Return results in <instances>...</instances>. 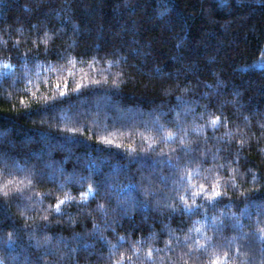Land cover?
Returning <instances> with one entry per match:
<instances>
[{
  "label": "trees",
  "instance_id": "trees-1",
  "mask_svg": "<svg viewBox=\"0 0 264 264\" xmlns=\"http://www.w3.org/2000/svg\"><path fill=\"white\" fill-rule=\"evenodd\" d=\"M262 66L264 0H0V264H264Z\"/></svg>",
  "mask_w": 264,
  "mask_h": 264
},
{
  "label": "snow or ice",
  "instance_id": "snow-or-ice-1",
  "mask_svg": "<svg viewBox=\"0 0 264 264\" xmlns=\"http://www.w3.org/2000/svg\"><path fill=\"white\" fill-rule=\"evenodd\" d=\"M5 67H8V65H5ZM262 67H264V66H262ZM219 120V117H216L213 121H212V123H213V125H215L216 123H217V121ZM241 143H242V141H241ZM19 191V190H18ZM5 195H7V193H5ZM217 195H219V193H217V192H213V196H217ZM66 199H70V197H67ZM60 203H63V201H59L56 205H55V209H56V211H59L60 209H59V205H60ZM150 251L151 250H149V255H150ZM130 259V258H129ZM115 264H120V260L118 259V260H116L115 261ZM211 264H219V261L218 260H212L211 261Z\"/></svg>",
  "mask_w": 264,
  "mask_h": 264
}]
</instances>
